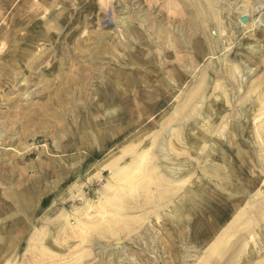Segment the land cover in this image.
<instances>
[{
  "label": "bare ground",
  "instance_id": "1",
  "mask_svg": "<svg viewBox=\"0 0 264 264\" xmlns=\"http://www.w3.org/2000/svg\"><path fill=\"white\" fill-rule=\"evenodd\" d=\"M144 1L145 11L132 17L125 15L132 13L130 0H119L120 14L114 4L104 8L115 32L103 38L94 29L69 40L66 55L52 41L46 40L53 46L47 51L36 44L46 33L37 22L8 52L15 24L2 25L0 146H11L6 150L14 156L0 152V264H85L89 258L90 264H161L160 251L167 258L163 264H192L193 251L198 264H264V73L249 81L264 69V0L240 6V0ZM46 11L40 21L51 18ZM6 12L0 6V18ZM86 53L93 67H76L67 88L20 104L41 86L59 83L67 58L85 59ZM50 55L55 62L41 69ZM102 61L108 65L100 68ZM91 79L97 98L88 103L84 90ZM50 107L59 119L70 113V127L46 123ZM16 134L50 137L60 159L51 165L46 156V162H31L28 167L39 174L24 180L27 164L20 165L35 147L25 145L22 152L12 147ZM111 149L120 154L105 170L115 156ZM95 163L101 167L98 179L110 174L99 194L93 171L85 173ZM44 171L51 180L46 189ZM153 178L160 182L158 195L136 200L138 181L143 179L141 188L150 193ZM189 182L187 193L183 185ZM138 211L143 214L128 216ZM158 226L166 239L159 237Z\"/></svg>",
  "mask_w": 264,
  "mask_h": 264
},
{
  "label": "rangeland",
  "instance_id": "2",
  "mask_svg": "<svg viewBox=\"0 0 264 264\" xmlns=\"http://www.w3.org/2000/svg\"><path fill=\"white\" fill-rule=\"evenodd\" d=\"M0 6H3L5 10H7L6 14L0 18V33L4 32L5 29H2V25L5 23V20L7 21L8 24L11 23V26L14 25L12 27V30L10 33V36L9 38L7 39V49L6 51L10 52L12 51L14 48L13 46L15 45H21L22 43H20L18 41V38L23 35L24 33H27V34H30V32L28 31L29 28H31V25L35 24L36 22L40 24V26H42V28L46 29V33L44 34H41L39 36V41L36 42V44H39V46H41L42 48L41 49H46L45 51H47L48 49L52 50L53 46L52 44L50 45V43H47L46 40H49V41H52L51 43H55L56 44V47H57V50H60L61 51V54L63 55H66V51H65V47L67 45V43H69L68 41L71 40L72 43H74L76 41V39H78L79 37H82L86 35V33H89L91 34V30H96L98 31L97 33L98 34H101L100 36L104 38L105 34H113L115 32V26H109V16L105 13L104 11V8H107L112 6L113 7V4L114 6L116 7V10L118 11L117 13H121L120 9L124 7V5L122 6L120 3L118 4L119 0H0ZM25 1V3L23 2ZM29 1V3H28ZM241 1H247V0H240V2L238 3V6H240L241 4H243V2ZM23 2V3H21ZM111 2V3H110ZM142 2V3H141ZM116 3V4H115ZM131 3V4H130ZM130 3L128 4L129 5V9L132 11V13H127L125 14L127 17L129 16H134L137 14V11H145V1L144 0H130ZM26 4V5H24ZM29 4V5H27ZM42 4V5H41ZM55 4V5H54ZM111 4V5H110ZM240 4V5H239ZM22 5V6H21ZM36 5V6H35ZM106 6V7H105ZM21 7V8H20ZM23 7V8H22ZM34 7V8H33ZM30 9V10H29ZM46 13L48 14V17H51L49 18L48 21L44 22V21H40V20H43L44 18L40 16V12L42 10H46ZM103 9V10H102ZM134 10V11H133ZM80 12H82V14L80 15ZM237 12V11H236ZM9 13V14H8ZM103 13V15H102ZM239 13V12H238ZM84 14V16H83ZM105 14V15H104ZM132 14V15H131ZM9 15V16H8ZM39 16V17H38ZM108 16V17H107ZM151 16H153V14H151ZM81 17V18H80ZM32 18V19H31ZM62 18V19H61ZM78 18V19H77ZM68 20H72V21H76L77 24L73 25L72 26H68L66 28H63V24L62 22H67ZM159 20V19H157ZM98 23V24H97ZM108 23V24H107ZM56 24V25H55ZM97 24V25H95ZM95 27V28H94ZM69 28V29H68ZM76 28V29H75ZM72 29V30H71ZM74 30V31H73ZM14 31H16L14 33ZM55 33L54 37H55V41L52 40V37L51 35L53 36V34ZM13 33H14V36H13ZM252 33V32H250ZM51 34V35H50ZM57 34V35H56ZM66 35V36H65ZM72 35V37L70 36ZM49 36L51 37L49 39ZM17 37V38H16ZM57 37V38H56ZM71 37V38H70ZM61 38V39H60ZM102 38V39H103ZM251 40L256 41L255 38H252V36H250ZM67 40V42H66ZM18 41V42H17ZM45 42V43H44ZM256 43V42H255ZM260 44H263V42H259ZM236 45H232L233 47H238V43H235ZM45 45V46H44ZM60 45V46H59ZM52 47V48H51ZM89 47V46H79V47H76L77 49H80V50H86V48ZM40 49V48H39ZM59 51V52H60ZM133 49L131 47V51L132 52ZM54 52V51H53ZM121 55V53L119 54ZM221 55V52L220 53H217L215 54L213 57L214 59H216L215 57ZM90 56H91V53H86V57L85 59H82L81 60H75V61H72L71 59H68L66 60V62L64 63L65 65H63V68L61 70V74L60 76L62 77V80L59 82V83H54V85L52 84L51 86L52 87H49V89H46L43 88L44 86H41L40 88H38L36 90V94L35 96L33 95V97H28V98H24L20 104L21 105H29V104H34L36 103L38 100H41L46 93H51V95H54L56 91H59L61 88H63L64 86H66L65 88H67V85L66 84V81H67V78L69 76H72V75H75L77 76L78 74V71H77V68L79 67V65L82 64V66H84V68H92L93 67V64L91 63V60H90ZM2 60V58H0V61ZM46 60V61H45ZM111 60V59H110ZM48 61V62H47ZM113 60L110 61V63L112 62ZM207 61H210V60H207ZM45 62V63H43ZM52 62V64L55 62L54 59H52V56H48L46 58L43 59V61L41 62V64L39 65V67L43 70H46L48 65H50V63ZM70 62V63H69ZM89 62V63H88ZM74 63V64H73ZM204 64V60L202 61H199V66L197 67L196 70L199 69L200 66H202ZM73 64V65H72ZM89 66V67H86ZM108 65V63L102 61L100 64H97L98 67H106ZM91 66V67H90ZM69 67V68H68ZM72 67H75V68H72ZM77 67V68H76ZM5 68V67H3ZM69 69V70H68ZM72 69V70H71ZM114 69V68H112ZM55 70V67L52 69V71L54 72ZM67 70V71H66ZM73 71V72H72ZM88 70H84L85 73H87ZM65 72L67 74H65ZM264 73V69L261 68L260 70L256 71L255 74H253L250 78H249V81H252V82H255V80L257 81L258 80H261V78L264 76L263 75ZM48 75V73H46L44 76ZM263 75V76H262ZM262 76V77H261ZM260 77V78H259ZM21 82V80H19V82H17V85H19ZM35 83V84H34ZM36 83H38L37 81L36 82H32L31 84H33L29 90H32L34 88L37 87ZM95 81L94 79H91L89 80L88 85H90V87L88 88L86 86L85 88V93L87 95V98L89 99H86V101L89 103L90 101H94L93 99L97 98V95L94 96V93L92 91V86L94 85ZM63 84V85H62ZM36 85V86H35ZM57 85V86H56ZM40 86V84H39ZM55 86V87H54ZM70 87V86H68ZM51 88V89H50ZM58 88V89H57ZM54 91H53V90ZM41 91V93H40ZM46 91V92H45ZM189 89H187L185 92H188ZM44 92V93H43ZM92 92V93H91ZM183 91H179V93H181ZM18 93V92H16ZM43 93V94H42ZM54 93V94H53ZM99 94V92H96V94ZM42 94V95H41ZM44 95V96H43ZM36 97V98H34ZM37 99V100H36ZM68 100H66L67 102ZM31 104V105H32ZM53 108L57 109L58 107L54 104H52ZM31 107V106H29ZM52 107L48 108L46 111H45V114H46V117H45V122L49 123V125H51L52 127H55L54 125L57 123V125H59L58 123H63L65 125H67V127H70V113L69 114H66L63 116H61V118L59 119L60 115L58 116H55L53 113V109ZM51 112H50V111ZM25 112H26V109H25ZM24 112V113H25ZM50 114V115H49ZM48 115V116H47ZM51 116V117H50ZM64 119H63V118ZM47 119V120H46ZM53 119V120H52ZM62 121V122H59V120ZM64 120V121H63ZM66 120V121H65ZM2 121V120H0ZM54 121V122H53ZM57 121V122H56ZM65 122V123H64ZM51 123V124H50ZM55 123V124H54ZM56 125V127H57ZM131 125V124H130ZM41 127L43 126V122L41 123L40 125ZM132 126L135 127L134 124H132ZM140 126H138L136 129H138ZM43 128V127H42ZM250 131V129H249ZM19 134H16L15 136L18 137ZM27 137V138H26ZM50 138V137H49ZM48 137H41V138H35L33 136H26L25 137H21L14 142L13 146L12 147H15L16 149H20V151L26 146H29L31 145L32 147L34 146L35 148L32 150V154L27 157V159L24 161V164L20 165V167H24L26 164H27V168H24V170H26L27 174L24 175V180H28V179H31V176L32 175H37L39 174L37 171L35 172V168H32V167H28L31 162H38L39 158H40V161L41 162H44L46 157H48V159L51 161L50 162V165L53 164V163H57L58 160L60 159L59 157L62 155V154H59V153H54L52 152L53 150H51L50 148V145H53V141H51ZM120 139H123L122 137L119 138V142H121L122 140ZM118 142V143H119ZM24 143V144H22ZM52 143V144H51ZM134 143V142H133ZM21 145V146H20ZM128 145V144H127ZM9 147L11 146H0V152L1 151H5V155L7 156H10V157H13L14 156V151L13 150H6V149H9ZM37 148V149H36ZM187 146H183L182 149L187 151ZM43 150V151H42ZM112 150V149H111ZM45 151H48L47 153ZM119 151V153H118ZM22 152V151H21ZM130 153V151H128ZM128 152L126 153V155L128 154ZM43 153V154H40ZM64 154L63 155H69L68 152H63ZM111 154H113L114 158H110L105 164L109 165L108 167H105L103 169H107L109 170L110 168H112L111 166V162L116 158V156H118L120 154V149H115L114 151L112 150L110 152ZM109 153V154H110ZM115 153V154H114ZM200 155H202V151L198 150V152H196ZM46 156V157H45ZM154 156L156 157V154H154ZM38 158V159H37ZM37 159V160H36ZM43 160V161H42ZM46 162V161H45ZM154 162V161H153ZM149 167V166H148ZM101 167H98L95 163V165H92L91 167L87 168L85 171V173H90L92 172L93 177H91L93 180H96L97 182L95 183L96 186V194H99L100 190L104 191L107 187L104 186L105 184L107 185V179L110 177V174L109 171H107L105 174H104V177L103 176H100V178L98 179L96 177V174L99 173V169ZM28 169V170H27ZM30 169V170H29ZM34 169V170H33ZM23 170V171H24ZM45 170V169H44ZM50 171V170H48ZM96 171V172H95ZM45 173L43 175H41V181L43 182L42 184H44L43 186L45 187V189L50 185V179H49V176H46V171H44ZM36 173V174H35ZM195 173V169L190 173V175H193ZM32 174V175H31ZM90 174V175H92ZM153 173L151 172V175ZM28 175V177H27ZM150 175V176H151ZM81 176V175H80ZM153 176V175H152ZM82 178H86V182H89V176H81ZM18 178H21L20 174H18V176L15 175V181H18ZM90 178V179H91ZM142 181H138V183L136 184L139 188V190L136 192L135 191V197H136V200H139L141 201L142 199H144V197L146 198V196H151V197H156L159 193V191L157 189H160L158 187V185H160V182H158L156 179L154 180L151 179L150 183L151 185H149V188H150V193L148 192H144V190L141 188V184L144 183L143 179H141ZM145 180V179H144ZM154 180V181H153ZM99 181V182H98ZM156 181V182H155ZM142 182V183H141ZM154 182V183H153ZM124 183L121 182V184ZM54 184V182L52 183V185ZM104 184V185H103ZM125 184H123V186H125ZM190 185H193L191 184L190 182L189 183H186L185 185H183V188L184 190L189 193L190 192V189H189V186ZM126 188V187H125ZM110 189H107L105 193H109ZM124 192H126L125 190H123ZM156 193V194H155ZM176 193H178L176 191ZM176 193H174L176 195ZM124 195V193H123ZM155 195V196H154ZM55 197H59V195H54ZM125 196V195H124ZM133 200H135V198L133 197L132 198ZM131 199V200H132ZM141 199V200H140ZM207 201V200H206ZM211 201L214 202V199H211ZM204 206V204H203ZM206 207V206H205ZM210 209V208H209ZM205 211H207V208H205ZM133 215H131V213L128 215L129 217L133 216H139L142 213V211H138V212H134L132 213ZM57 215V214H56ZM197 217H193L191 219V222L192 220L194 219V221L196 220ZM163 223L166 224V221L165 220H162ZM172 230L178 235V227L177 225H172ZM157 228V229H156ZM156 231L159 235V237H162V239H166L163 231H162V227H156ZM187 234H188V231H186ZM179 236V235H178ZM189 236V234H188ZM189 240V239H188ZM190 243V246H195L196 243L194 242V240H191ZM188 244V243H187ZM179 243L176 244V247H178ZM198 247V246H197ZM205 249V250H204ZM202 249L201 251H206L207 248H204ZM190 250L192 251L193 249L190 248ZM25 251V248H22L21 252L20 253H23ZM194 254V256L191 258V263L192 264H198V261L196 258L197 254L193 251L192 252ZM196 254V256H195ZM158 256L161 258V264H163L165 261H167V258L166 257H163L161 256V251H160V254L158 253ZM18 260V259H17ZM90 260V261H89ZM89 260H87L85 262V264H90L91 262H93L94 260H92L91 258H89ZM24 262V263H23ZM21 262V260H18V261H15L14 264H26L25 261Z\"/></svg>",
  "mask_w": 264,
  "mask_h": 264
}]
</instances>
